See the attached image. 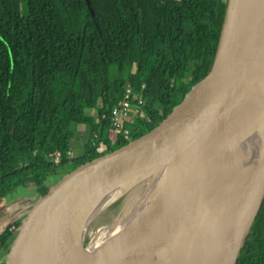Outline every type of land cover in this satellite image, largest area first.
<instances>
[{
	"label": "trees",
	"instance_id": "obj_1",
	"mask_svg": "<svg viewBox=\"0 0 264 264\" xmlns=\"http://www.w3.org/2000/svg\"><path fill=\"white\" fill-rule=\"evenodd\" d=\"M89 1L96 21L86 0H0V196L29 186L35 197L70 163L120 138L123 134L113 132L109 113L129 81L136 92L144 83L141 110L147 117L127 122L129 132L162 120L210 69L228 4ZM184 16L197 36L190 35ZM128 40L138 45L142 69L127 58ZM73 124L88 125L89 130L77 140L82 150L68 156L76 135ZM57 151L59 162L49 156ZM13 153L18 159H12ZM143 184L134 185L132 194L116 196L101 214H117L144 191ZM201 219L194 226L201 224L199 232L208 224L209 212ZM18 222L0 231V259ZM172 251L162 264L169 262ZM255 264H264V247Z\"/></svg>",
	"mask_w": 264,
	"mask_h": 264
},
{
	"label": "water",
	"instance_id": "obj_2",
	"mask_svg": "<svg viewBox=\"0 0 264 264\" xmlns=\"http://www.w3.org/2000/svg\"><path fill=\"white\" fill-rule=\"evenodd\" d=\"M225 119L219 132L224 140L250 119L254 124L242 191L215 264H255L264 247V0H228L208 72L162 120L123 134L56 175L19 218L0 264H37L39 249L93 201L176 160L153 203L160 207V193L181 189L180 182L193 177L207 138Z\"/></svg>",
	"mask_w": 264,
	"mask_h": 264
},
{
	"label": "bare ground",
	"instance_id": "obj_3",
	"mask_svg": "<svg viewBox=\"0 0 264 264\" xmlns=\"http://www.w3.org/2000/svg\"><path fill=\"white\" fill-rule=\"evenodd\" d=\"M225 121L226 119L218 125L216 132L207 138L214 147L208 153L198 177L193 181L192 191L189 192V195H193L191 201L202 207L199 217L191 216L187 201L181 196V190L174 188L167 195L159 194L158 199L162 201L160 207L153 204L148 208L146 199L136 206L132 200L126 202L121 210L113 215L114 222L105 237L88 245L86 225L102 215L106 204L118 196V191L129 183L125 182L93 201L68 221L39 249L37 264H158L172 250L169 264H215L218 258L217 250L204 249V245L198 241L205 228L199 232L201 224L194 227L196 223H200V218L202 223L204 215H208V208L212 205L205 201L204 190L210 181L214 180L213 166L220 160L222 168L210 187L220 185L224 191L216 198L214 208L223 207L226 217H232L236 211L250 158L254 124V120L250 119L233 137L224 140L220 137V130ZM171 163L169 167L174 169L176 164ZM226 170H229V174ZM230 174L233 183L228 179ZM209 199L212 202L213 197L210 196ZM173 202L175 203L172 205ZM192 218H195L193 222ZM179 224L181 226L175 231ZM170 226L172 227L169 235L163 238Z\"/></svg>",
	"mask_w": 264,
	"mask_h": 264
},
{
	"label": "rangeland",
	"instance_id": "obj_4",
	"mask_svg": "<svg viewBox=\"0 0 264 264\" xmlns=\"http://www.w3.org/2000/svg\"><path fill=\"white\" fill-rule=\"evenodd\" d=\"M186 19L187 18L184 16L183 23H184L185 27L188 28L187 25H189V23H188V21H186ZM189 31H190V35H192L193 37L197 36L196 30L193 29L192 27H191V29L189 28ZM126 51H127V58L132 60V61H138L136 63V66L139 69H142L144 64H145V61H144V59L139 57L138 45L135 42H133L132 40H128ZM199 53L200 54L203 53L202 48H199ZM24 85L27 86L28 81H25ZM95 112L96 111L94 110V114H95ZM96 121H98L97 118H95V122ZM71 127L76 130V135L72 137L75 140H80V138H79L80 135H78V131H79V134H82L84 131L89 130L88 125L73 124V125H71ZM207 146H208V149H207L208 151L206 150L202 154V156L199 158V163L195 166V168L193 170V174H192L193 177L186 184H184V182H182V183L180 182L181 196H182L183 200L187 201L188 210L190 211L191 216H193L195 218L200 216V211H201L202 207H200V205L198 203L195 204V203H193V201H191V198L193 195H191V194L189 195V192L192 191L193 181L196 180V178L198 177V175L200 173V169L208 157V153L213 148V144L211 142H209L207 144ZM12 159H18L17 153L12 154ZM170 163H171V165L176 164V160H170L168 162H164L162 164H159L158 166L153 168L149 173H147L145 176H142L136 180L130 181L129 183L124 185L123 188L120 189V191H118L117 195L118 194L120 195L123 192H126L127 194H132L133 191H131V190L133 189L134 185H137L138 183L143 182L144 183L143 185L145 186L144 191H142V193L139 196L134 197L132 199V202H133V205L136 206V205L140 204L143 201V199H146L147 204H148V208H151L156 197H157V195H158V193H159V191H160V189L164 185L165 181L167 180L169 173L171 172L172 168L169 167ZM221 166L222 165H221L220 160H218L214 164L213 170L214 171L217 170L216 171L217 173L214 174L215 178H216L217 174L220 172ZM226 172H228V174H229V170H226ZM215 178H214V180H215ZM228 179H229V181H231V183H233L232 182L233 181L232 175L231 176L228 175ZM214 180L210 181L209 187L207 188L208 191H206L207 193H204V196H205V201L207 200L209 203L216 204L217 201L215 199L218 198V196H220L219 193L221 191H224V188L220 185H214V186L210 187L212 184H214ZM204 181H205V177H204ZM30 190H31V188L29 186H19V187H16L15 189H13V191H11V193L9 195L0 196V214H3L4 212H6V203L10 200V198H16L19 196H23L26 193H28ZM210 196L213 197L212 202L209 199ZM174 203L175 202H173L172 205ZM208 212L210 214V222L208 224H206L203 236L202 235L199 236L198 241H200L204 245V249L214 248L215 250L219 251L222 248L223 243H224L225 238H226V235L228 233L230 221H229V218L226 217L225 208H223V207H217L216 209L215 208H208ZM19 213H21V212L19 211ZM23 213H21V214L23 215ZM114 218L115 217L113 215H107L104 213L99 218H97L96 220H91L85 227L86 243L89 245L96 239L101 241L105 237V235L109 231V229H111V224L114 222ZM166 218H168V217L166 216ZM171 227L172 226H170L167 229L163 238H165V237H167V235H169V231L171 230ZM163 238L161 239V241L163 240ZM169 260H170V258H169ZM166 262H167V259H166ZM158 264H162V262L160 261ZM167 264H169V262Z\"/></svg>",
	"mask_w": 264,
	"mask_h": 264
},
{
	"label": "built area",
	"instance_id": "obj_5",
	"mask_svg": "<svg viewBox=\"0 0 264 264\" xmlns=\"http://www.w3.org/2000/svg\"><path fill=\"white\" fill-rule=\"evenodd\" d=\"M144 83L140 85L139 91H134L129 81L121 100L113 105L109 113V121L115 134H126L129 132L126 123L132 121L135 117L141 116L147 118L146 114L141 110L143 104V96L141 89ZM66 154L71 156V149L68 148ZM52 160L59 162L61 158L60 152L49 154Z\"/></svg>",
	"mask_w": 264,
	"mask_h": 264
},
{
	"label": "crops",
	"instance_id": "obj_6",
	"mask_svg": "<svg viewBox=\"0 0 264 264\" xmlns=\"http://www.w3.org/2000/svg\"><path fill=\"white\" fill-rule=\"evenodd\" d=\"M78 135L79 134L78 131ZM69 148L71 149V155H75L77 152L82 150L80 147L79 141L75 140L74 138L70 139ZM34 196L32 197V192L29 191L23 196H19L16 198H10V200L6 203V212L0 214V231L10 223L18 220L21 213L28 207L29 203L33 200ZM19 211L21 213H19Z\"/></svg>",
	"mask_w": 264,
	"mask_h": 264
}]
</instances>
